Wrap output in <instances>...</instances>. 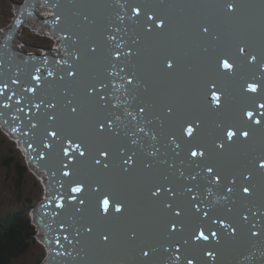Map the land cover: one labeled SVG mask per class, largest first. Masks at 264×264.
I'll return each mask as SVG.
<instances>
[{
	"label": "water",
	"instance_id": "water-1",
	"mask_svg": "<svg viewBox=\"0 0 264 264\" xmlns=\"http://www.w3.org/2000/svg\"><path fill=\"white\" fill-rule=\"evenodd\" d=\"M51 1L52 3L56 1L57 4H60L59 0H50V2ZM96 1L102 5L101 0ZM140 1L141 0H139V3ZM192 1L193 0H187L181 2L180 0L178 2L176 8H180L181 14L183 11L185 12L181 16H179L180 14H178V10L175 7L167 8L162 20H160L163 21V24L157 26L156 35L152 38L151 42L144 44V53H140L139 47H136L137 52H134L132 48H126L122 44L120 48H117L120 52L119 58H116L110 52L108 54V57L112 59L111 63H114V66H117V71L121 73L119 75L120 77L126 78L132 72V66L140 65L142 67V71L138 73V76L147 78L149 81L143 90L130 85L128 89L131 93L130 96L132 94L134 97L136 96V100H138L139 104H149L150 107L146 111V114H154V107H157L159 113L155 116L159 117L162 115L163 119H167L166 122H164L166 126L163 127L162 133L166 131H177L170 137H157L156 139L159 142L166 143V145H168L167 142L171 145L172 137L174 136L176 138V143L180 144V148L176 150L180 153L179 156L170 151L171 148L173 150L174 145L164 148V151H169L173 157H179L178 160L181 162L180 168H168L166 169L167 171H165L152 161L150 167H145L143 165L137 168V170L141 172L142 168L146 169L147 172L141 179L145 186L146 179L152 175L151 171H153L154 168H158L160 176L157 178L161 181L158 185H163L165 188H174L177 193V195L172 196L162 190L159 195L164 194L165 196L162 199L166 200L163 201L162 207H164L165 202L172 203L173 208L180 211V218L177 219V216L172 214L170 216L172 221H170L168 217V208L165 207V210H154L152 222L155 225L152 227L153 229L146 225L150 216L146 220H137L143 217H140L137 213L136 203L134 201L135 188L129 181L133 177L124 176L122 170L123 159L121 160L123 155L126 158L128 155L132 154H123L124 150L122 147L130 149L132 145V142L127 139L126 136L133 137L132 140H136L138 136L137 131L131 133V131L133 132V128H135L133 120L127 123V128H122L120 126V132H116V137L122 136V138H125L124 145L121 144L117 138V142L111 146V143L107 142L109 140L107 135H98L101 142H104L102 146L111 149L112 152L107 156L97 155V152L95 154L93 153L91 156L89 153V158H87L89 161L94 162V165L96 163L92 159L93 156L100 159H108L109 162H101V166L104 167V164H107L108 168H117L119 174L112 173L111 175H107L108 173H105L107 177L105 176L106 178H102V173L98 170V167L95 166V173L93 176H91L92 174H90L89 177L85 176V182L81 183L82 189H86L85 193L90 199L88 204L81 203L78 199L79 193L71 191L72 188L79 187V185L77 186L75 184L73 187L69 186L68 188H65L64 185L61 186L64 192L62 201L65 213L70 214L73 213L71 211L72 209H78V211L83 212L85 217H82L84 224H81L78 228L81 229V241H70L68 238L69 232H66L67 229L65 227L60 231L59 236L62 239V247L60 250L53 252L56 264H62V260H66L67 258H70L71 264H73L72 258L74 255L82 258L84 257V253L86 254L88 252H92L93 255L92 260H90L88 264H123L127 258L130 259L128 262L130 264H141V259L145 258L142 255V249L149 251L150 255V253H153L151 249H155L156 251L158 247L164 246V248H169V251L165 253V255L167 254V256H170L175 252L177 244H179L180 251L176 254L181 256L179 264H185V258L193 259V264H206L203 256L205 250H214L217 253V259L215 261H208L207 264H264V255H262V253H264V236L253 238L250 237L248 233L249 224L251 222L264 224V216L257 215L254 217L251 213H248L249 222L246 223L241 219V213L245 212L248 208L258 213H264V170L258 169L253 163L261 155H264V109L257 107L260 103H264V87L258 88L256 93L246 91L247 84L253 82L254 78L259 84L264 85V71H261L259 68V64L264 63V0H246L244 2L243 0H200V3H196L194 6L191 4ZM229 3L233 5L231 11L226 7ZM47 6L55 10L50 5ZM186 6H190L189 10L185 9ZM110 8H113V6ZM57 9H62L61 5H59ZM202 10L205 11L202 12ZM235 11L239 14L238 18L234 14ZM125 15L127 16L125 17L127 19L125 25L130 28H136L140 39L142 35L140 30V13L139 16L128 13H125ZM244 21L246 22L243 24ZM203 27H208L209 32L204 33L202 31ZM1 42H5V45ZM78 42L80 44V41ZM7 44V39L4 35H1L0 47H4V50L8 51V53L6 52L7 56L5 57V63L10 66L11 64L6 62L9 56L14 58V52L19 54L21 51L19 49L12 50L7 47ZM63 46L64 45L61 47ZM238 46L245 47V55L247 53L257 55V61L255 63H248L244 55L239 53ZM129 49H131V51ZM78 51H81L80 45ZM60 53L61 52H56L55 54V56L58 57L57 61L65 65V63H63L64 61H60L62 60V58L59 57ZM126 58L130 59V63L125 62ZM223 59H228L229 62L233 64V69L226 70L220 66L218 62ZM169 61L173 64L172 68H168L167 66ZM111 63H109V67L112 66ZM71 64L72 61H70V63L67 62V65ZM126 64L127 66H125ZM32 65L33 62H31L30 66ZM40 65L43 66L38 63L36 67L39 68ZM20 66L21 62L16 61L15 65L10 68L19 67L22 69L25 67V65L23 67ZM26 67H28V65H26ZM5 69V71H7L9 67H5ZM121 69H123V71H121ZM16 73L20 75L19 72ZM233 78H235V81H232ZM130 79L134 80V78ZM101 80V78L100 80L98 78L97 85H102ZM117 83L116 81V84ZM162 85L174 89V91L167 92L160 90ZM5 91L13 98L15 97L13 95L14 92L21 93V95H19L17 99H10L12 101L10 104L12 108L7 110L6 115H0V120H5L8 116H14L17 119L16 125H22L20 127L22 128L23 123L27 119L21 116V110L24 109L27 111L31 108L29 110L31 116H34L39 110V112H41L40 122L42 123L40 131L42 136L45 137V142H49V139L54 140V137L59 134L58 130L64 127V123L68 124L71 120H75L76 123L71 122L68 126L72 127L74 124L75 126L76 124H80V127L78 126L77 131H67L69 137L68 141L65 143V147L72 150L71 136L74 137L77 134V136L79 135L81 137V130L88 125L83 124L85 119L80 118L82 116L81 113L77 116H73L72 113H70V115L66 113L62 117L65 120H58L57 118L49 119L47 113L49 115L51 112L54 113V109L45 108V100L43 99L45 97V91L34 97L26 96L23 90L18 88V86L15 89H6ZM120 91L122 90H119V92ZM175 91L179 93V96H176L177 94H175ZM124 92H126V90H124ZM213 92H216L220 96L219 105L212 100ZM142 94H146L147 98L144 99L145 97H141ZM176 98L179 101L175 100ZM202 100H205V102H201ZM36 105H39V108H37ZM168 106L173 108L171 114L166 111ZM45 110L47 113H45ZM207 110L211 113L207 114ZM248 111L254 113L252 119L246 116L245 113ZM56 115L58 116L57 112H55V117H57ZM67 116L70 117V121H67ZM36 119H38V117H36ZM218 119L221 126L227 127V125L232 123L234 124L233 127H237V132L247 131L249 133L247 138L239 135L234 136L240 143L238 153L230 152V150H226L223 153L218 152L219 147H217V145L220 144L226 136L224 135L221 137L222 141H214V137L209 133L211 129L205 124L209 120ZM256 119L261 120V123H254ZM56 120L59 122H56ZM188 120H190V122L193 123V127L199 131L198 136L195 133L192 136H188L186 133L182 134V126H186L188 123H186V121ZM49 121L51 124L48 125ZM0 124L2 125L3 122H0ZM199 125H202L203 128L198 129ZM46 126L50 127L49 133L55 130L57 135L51 136L49 133H46ZM113 128H115L114 125L112 126V129ZM29 129L28 127L23 128V130L26 131H29ZM216 130L219 131V129ZM212 133H214V131ZM147 139L149 140L150 137L148 136ZM22 142L24 148H27V152H31V148L28 146V140L23 134ZM57 146L58 144L55 145L56 148ZM135 146L136 144H134V149ZM209 146L213 151L209 150L207 153L205 151ZM150 148L151 147L144 148V152L148 153L152 151ZM117 149L122 151L121 154L116 151ZM193 149L197 152L204 151L205 156L191 157L190 151ZM39 151H41V149H38V152ZM32 152H37V150L35 151L32 149ZM48 153L50 157H54V151ZM228 155H230V158H228ZM242 160L245 161L246 165L243 164ZM53 161L55 164L58 163L57 160ZM235 162L236 164H234ZM197 163L200 165V168L196 167ZM205 165H211L214 171L220 173L224 178L235 176L238 183L236 191L232 196H239L240 200L232 199L231 197L229 200H219L218 202L211 200L226 194L223 191V185L227 183V179H222L219 184L211 183L210 181L213 174L201 171ZM179 171H183L185 176L189 173H199V177L197 181H191L179 177ZM249 171L252 173V181H243L239 179V174L241 172L248 174ZM254 171L259 173L258 177L255 175ZM45 173L47 175L50 174V172ZM50 175H52V173ZM55 176L52 175V177ZM58 176L60 177L62 175L59 174ZM164 176H168L169 179L165 181L163 179ZM249 183L254 186L253 193L251 196L245 197L240 191V186ZM185 186L192 187V193L184 192L183 189ZM50 189H52V186ZM146 190L147 193H150L148 188H146ZM151 190H154V187H152ZM56 191L57 190H55L54 193H57ZM209 191H211L212 195L208 194ZM196 192L199 193L200 199L196 198V200L193 201L198 203L200 200L202 201L205 199L204 195H207L208 201L210 202L207 204H209L208 206L210 208H207L205 212L207 211L209 213L208 216H204V214L195 215L191 211V203L188 199L195 196V194H197ZM55 198L56 196H54V199ZM104 198H108L109 200L107 212L104 211L102 205ZM157 202L155 197L152 201H147L146 204L148 206H151L150 204L156 206ZM45 203H48V200H46ZM117 207L121 210L116 211ZM227 207H231L232 211H226L225 209ZM201 218L205 220L203 221ZM225 218L227 222H232L231 224L237 228L236 233L242 238V242L236 244L237 242H235L234 239L231 240V238H226L229 237L226 232L230 229L225 230L219 224V220H224ZM198 219L205 223L207 229L198 226L195 230H206L205 235L209 236V240H202L199 241V243L194 241L192 232L189 229H185V224L190 221H199ZM214 220L216 223H213ZM159 222L167 225L168 229L171 223L175 222L178 225L176 229H179L177 232H180L177 236L180 234L182 239L173 237L167 241V238L163 235ZM67 223H69V221ZM39 226L42 228H38L39 231L44 230L45 232L43 224L40 223ZM62 231H64L63 234H61ZM76 231L77 230H75V232ZM213 231H215L217 236H220L222 240L218 239L217 242V239L212 238L211 232ZM75 232L72 233L75 234ZM170 232L173 233V231ZM47 233L51 234L53 230H48ZM124 234L130 235V242L128 243L126 251L127 256L123 253L120 262L117 255L121 250L124 252V249H120L117 243H119ZM105 235L109 237L107 241L103 239ZM184 240H187L188 243L184 244ZM81 242L86 248L80 246ZM84 242L87 243L84 244ZM77 248L83 249L75 250ZM94 250L97 252H93ZM51 254L52 253H50V255ZM98 254H100V257H98V259L94 258V255L98 256ZM97 261H99V263H97ZM154 261L163 263V259L158 255L154 257ZM46 262L47 259L42 264H46ZM50 263L52 264L53 262Z\"/></svg>",
	"mask_w": 264,
	"mask_h": 264
},
{
	"label": "bare ground",
	"instance_id": "bare-ground-1",
	"mask_svg": "<svg viewBox=\"0 0 264 264\" xmlns=\"http://www.w3.org/2000/svg\"><path fill=\"white\" fill-rule=\"evenodd\" d=\"M49 1L50 0H23L19 3L12 4L14 7L13 10L15 11V15L13 17L14 21L11 24L6 25L7 27L1 28V30L4 32V37L8 41L7 47L12 50H16L19 49L20 46H22V43L19 40V35H21L24 28H28L30 31L35 32L38 36H47L48 38H50L52 45L49 48H45V50L41 49L39 52L27 50V52L22 51L19 54H16L14 52V58L9 56L8 60L6 61L7 63L11 64L10 66L5 63V57L7 56L8 51L4 50V47L0 48V85H2L3 83H7V89L9 90H12L13 88L15 89L17 86H19L23 89V93L30 97H34L36 95H39L40 93H44L45 91V107L49 104H53L55 105V107L50 108H53L54 110L62 113L65 112L69 115L70 113H72L73 116H77L79 113H81L82 116L80 118H84L88 125L81 130V137L79 135L77 136V134L74 137L71 136V143L73 146L72 150L65 147L66 139L69 137V134L63 136L59 134L54 137V140L49 139V142H45V137L42 136L41 131L40 134L38 132V127L40 130L41 125V116L39 114V110L34 116H31V112L29 111L31 108L27 111H25L24 109L21 110V116L27 118V120L23 123V127L20 128L22 132L16 126L17 119H5L4 121L0 120V122H3L4 125L2 126L0 124V128L4 132V134L11 139V141H15V145L21 151L22 156L25 158L26 165H28L27 168L31 173L34 174L36 178L39 177L40 182L43 186V199H41V201L36 204V206L31 208L29 212L32 216V211H34L33 215L36 216L38 222L42 223L44 228L45 223L48 224L53 230V233L51 234H46L48 230H51L49 228H45V232L41 230L38 238L41 239V245L43 244V246H45L47 250V259L55 264V255L53 254V252L60 250V248L62 247V239L59 236L60 231L63 227H65L67 229L66 232H69L68 238L70 241H81V229L78 228L81 226V224H84L82 217H85L83 212L78 211V209H72L71 211L73 213L70 214L65 213L62 201V195L64 194V192L61 186L64 185L65 188H68L69 185H79L81 191L78 192V199L80 200V202L83 201V204L89 203L90 199L85 193L86 189H82L81 187V183L85 182L84 177H89L90 174H92L91 176H93V174L95 173L94 162L89 161L88 156L90 154L92 156L93 151L95 153L106 151L108 154L112 152L111 149L102 146V142L98 138V135H107V138L114 140L117 135L116 132H120V126L122 128H127V123L134 120L135 128H133V132L131 131V133L137 131L138 136L136 137V140L139 139V144L136 143L135 149L134 144H128L131 145L130 149H126L125 147H122V149L124 150L123 154L135 152L133 164L128 165L127 167L129 170L127 172L123 171V174L125 177H133L129 181L132 185H134L135 188L134 201L136 203L137 213L140 217H143L137 220H146L150 216L146 222V225L153 229L152 227L155 225L152 222L154 210H165V206L162 207V203H164L163 201H166L165 199H162L165 196L164 194L156 197V200L158 201L156 206H153L154 204H150L151 206H148L146 204L147 201L150 202L155 198L151 196L150 193H147L146 188L151 190L154 185H158V183H161V181H159L157 178L160 176L158 168H154L153 171H151L152 175L146 179L145 186L141 179L145 176L147 171L145 168H142L140 172L137 170V168L143 165L145 166V163L151 165L152 161L154 162V164H158V166L165 171H167L166 169L168 168H180L181 162H179L178 160L179 157H173L169 151H164V148H167L168 146H171L173 144L170 145L167 142L168 145H166V143L164 144V142H159L157 141V139H151V136L153 134H155L158 138H164L166 136L170 137L174 135L177 131H166L162 133L163 127L166 126L164 122H166L167 119H163L162 115H160L159 117L155 116L159 113L157 107H154V114H146V111L150 107L149 104H139L138 100H136V96L134 97L133 94L130 96L131 93L128 90L130 85H133L137 89L143 90L145 85L149 81L147 78H141L140 76H138V73H141L142 71V67L140 65L132 66V72L126 78L120 77L119 75L121 73L117 71V66H114V63H111L112 59L108 57V54L110 52L114 55V53L118 51L116 47L117 44H120L121 46L123 44L126 48H132L134 52L136 51V47H139L140 53H144V44L151 42L152 38L156 35L157 26L159 24H163V21L160 20H162V17L167 11V8H176V5H178V2L180 0H141L140 3L139 0H101L102 5L96 0H59L60 4H57L56 7L53 8L57 9L58 6L61 5L62 9H57L55 10L56 12L53 10L51 11V8L47 7V5H50ZM185 1L187 0H181V2ZM244 1L246 0H243V2ZM45 3L47 4L45 5ZM196 3H200V0H193L191 2L193 6ZM111 6H113V8H110ZM189 8L190 6L185 7V9L187 10H189ZM133 9H139V13L141 16L140 30L142 35L140 39L138 37V30L136 28H130L129 26L125 25V21L127 20L125 18L127 17L125 13L139 16V13L136 14ZM176 9L178 10V14H180L179 16L185 13L183 11V13L181 14L180 8ZM203 11L204 10H202V12ZM234 14L237 18L239 17V14L236 11ZM118 17H123V19L121 20ZM148 17H151V19H148ZM45 19H48L49 21L45 22ZM245 22L246 21H244L243 24ZM111 36H114L115 40H110L109 37ZM78 41H80V44ZM1 43L5 45V42ZM54 44L56 48H54ZM62 45L64 46L61 47ZM79 45L81 47V51H78ZM92 48H95L94 52L91 51ZM129 50L131 51V49ZM56 52L63 53V57L65 58V65L59 63L57 60L52 59V57H54V55L52 54H56ZM23 54H26L28 60L24 61L22 59L21 56H24ZM71 56L78 57V60H81L80 63L74 60L75 63L74 65H72V67L70 65H67V62L72 59ZM15 60H17V62H21L20 67H23V65H25V67L26 65H28V67L22 69H20L19 67L10 68L15 65ZM31 62H33L32 66H30ZM125 62L130 63V59L126 58ZM38 63L42 64L43 66L40 65L39 68L36 67ZM109 63H111L112 66L109 67ZM158 65L162 66L161 64ZM125 66H127V64ZM5 67H9V69L5 71ZM37 69H39V71H36ZM16 72H19L20 75ZM49 72H51L53 75L49 76ZM69 72H74L75 75H68ZM28 73H30L31 75L29 76ZM109 73L112 74L110 75ZM37 76L40 77L39 81L34 79V77ZM95 76L97 77L95 78ZM56 77L57 80L55 81ZM98 78L99 80L100 78L102 79V82L99 81L102 83L101 86L97 85ZM130 78H134V80H131L132 82L128 83ZM12 80H18V83L13 84L11 83ZM116 81L118 82L117 84ZM232 81H235V78H233ZM28 88H33L35 89V91H27ZM91 88H94L95 91L90 92L89 89ZM119 90L122 91L119 92ZM124 90H126V92H124ZM160 90L167 92L174 91V89L164 87L163 85L161 86ZM175 94H177L176 96H179V93H177L176 91ZM101 96L104 97L103 100L100 99ZM141 97H145L144 99H146L147 95L142 94ZM175 100L179 101L177 98ZM8 101L9 99L1 102L0 108H12ZM201 102H205V100H202ZM141 106L145 108L144 113L139 112V107ZM72 107H75L77 109L75 113L71 111ZM90 110H92L93 112H90ZM0 111H2V109H0ZM45 113H47L46 110ZM129 113H131V115H129ZM210 113L211 112L208 111L207 114ZM36 117H38V119H36ZM133 117H135V119H133ZM67 121H70L69 116H67ZM109 121H111L110 126H108ZM187 122H190V120L186 121V123ZM101 123L105 124V127L103 129H100L99 127ZM205 124H207V127L211 129L209 133L214 137L213 140L216 142L218 140L222 141L221 137H223L224 135L226 136V132L229 129L237 132V127H233L234 124L231 123L227 125V127L221 126L219 119L209 120ZM32 125H35V127H33ZM113 125L115 128L112 129ZM73 126H75V124ZM26 127L30 128L29 134L26 130H23V128ZM139 127H143L148 135L139 132ZM202 128L203 126L199 125L198 129ZM13 129H15V131H13ZM216 129H219V131H217ZM213 131L214 133H212ZM45 132H47L46 128ZM194 133L198 136L199 131L195 130ZM22 134L29 141L28 146H30L32 143L35 146L34 148L45 147V150L54 151L53 155L57 157L54 159L57 160L58 163L55 165L47 166V163L44 159L41 162V169L36 170L32 154H30L32 152L24 155L25 152L23 149ZM148 136L150 137L149 140L147 139ZM126 137L127 139L132 141L133 137ZM117 138L119 139V142L124 145L125 138H122V136H118ZM19 141H21V144ZM220 143H223L224 147L222 149L219 148V153H223L226 150L238 153L240 143L236 137H234L232 140H228L226 136ZM56 144H58V146L55 149L54 146ZM46 145L48 146L46 147ZM76 145L80 146L79 150L76 149ZM153 145L160 150L159 154L155 157L148 155L150 151L148 153L144 152V148L146 149L148 147H151L150 150H152ZM199 145L201 146L200 143ZM65 150H67V155H65ZM209 150L213 151V149L209 146V148H207L205 152L208 153ZM80 151H83L85 154L83 156H80ZM170 151L175 154L172 148L170 149ZM119 152L121 154L122 151L119 150ZM38 153H40L41 155L44 154L42 149ZM124 158L125 156L123 155L121 160ZM228 158H230V155H228ZM54 159H48V161H53ZM92 159L94 161L99 159L102 163L109 162L108 159H100L96 156H93ZM162 161H167L168 163H162ZM242 162L244 165H246L244 160H242ZM44 164L45 167L43 166ZM234 164H236V162ZM169 165H174V167H169ZM49 169L62 176L58 178L52 177L51 179H49L48 177H46L45 173V171ZM98 170L103 174V178H105L106 176L105 173H108L107 175H111L112 173L119 174L118 169L114 167H101L98 168ZM64 173L68 174L65 175ZM254 173L255 175H257V177L259 176L258 172L254 171ZM46 180L54 181L56 189L53 187L52 189H50L45 186ZM74 188H72L71 191H73ZM55 190H57V196L54 199ZM196 193L197 194H195V197L197 199H200L199 193ZM49 194L50 199L48 198ZM204 197L205 199L202 201L200 200L199 203L188 199L191 203L190 209L193 214H204L205 210L207 208H210L208 206L209 204H207L210 203L208 201L207 195H204ZM231 198L240 200L239 196H231ZM46 199L48 200V203H45ZM211 200H215L217 202L218 198H213ZM195 205H199V212L195 210ZM172 214H174V212L168 209V217L170 221H172L170 217ZM176 218L179 219L180 216ZM224 220L226 224L232 223L227 222L226 218ZM33 221L36 224L35 217ZM68 221L69 223H67ZM203 221H190L189 223L185 224V229H189L192 232V235L194 233L198 235L200 230H195L198 226L200 228L207 229V226ZM159 225L161 227V230L163 231L164 237L167 238V241H169L173 237L182 239V236L180 234L179 236H177L178 233H180L177 232V230L179 229H176L175 231H173V233H171V227L168 229V226L162 222H159ZM75 230L77 231L75 232ZM72 232H75V234H73ZM205 232L206 230L204 231V233ZM229 232L230 230H227V236L229 235ZM63 233L64 231L61 232V234ZM122 236L119 243H117V246L120 249H124V252H122L123 250H121L117 255L120 262L122 260L123 253L125 254V256H127L126 251L128 248V243L130 242V235L124 234ZM192 237L194 238V236ZM226 238H231V240L234 239V241L237 242L236 244L243 241L237 233L235 234V236L229 235V237ZM218 239H221L220 236H218ZM194 241L199 243V241L202 240L194 239ZM85 243L87 242H84V244ZM80 246L85 247L82 242ZM78 249L83 248H77L75 250ZM163 249L164 246H160L156 251H152L153 253H150L147 258L145 257L144 259H141V264H161L162 262L158 263L157 261H154V257L157 255L163 259L162 264H172V261L168 259L169 256H167V254L165 255L166 252H164ZM93 252H95V250ZM50 253L52 254L50 255ZM92 257V252H88L86 254L84 253V257L82 258L74 255L72 258L73 264H88V262L92 260ZM98 257H100V254H98V256L94 255V258L98 259ZM129 261L130 259L127 258L123 264H130L128 263ZM97 263H99V261H97ZM62 264H71L70 258L62 260Z\"/></svg>",
	"mask_w": 264,
	"mask_h": 264
},
{
	"label": "snow or ice",
	"instance_id": "snow-or-ice-1",
	"mask_svg": "<svg viewBox=\"0 0 264 264\" xmlns=\"http://www.w3.org/2000/svg\"><path fill=\"white\" fill-rule=\"evenodd\" d=\"M226 7H227V9L229 11H231L233 9V5L231 3L227 4ZM133 11L136 14L139 13V9H133ZM118 18L121 19V20L123 19V17H118ZM148 19H151V17H148ZM202 31L204 33H208L209 32V29H208V27H203ZM109 39L110 40H115V37L114 36H111V37H109ZM116 47L119 48V47H121V45L120 44H117ZM91 51L94 52L95 51V48H92ZM238 51H239V53L241 55H244V58H245V60L248 63H255L257 61V59H258L257 55L252 54V53H247L245 55L246 49L243 46H238ZM114 56L116 58H119L120 52L119 51L115 52L114 53ZM218 63L220 64V66H222L226 70L233 69V64L230 63L228 59H223V60L219 61ZM167 66H168V68H172L173 67L172 62L169 61ZM259 68H260L261 71H264V63L259 64ZM36 71H39V69H37ZM121 71H123V69H121ZM109 74L111 75L112 73H109ZM48 75L51 76L53 74L51 72H49ZM68 75H75V73L74 72H69ZM34 79H36L37 81H39L40 77L37 76V77H34ZM131 82L132 81L130 79L128 81V83H131ZM11 83L16 84V83H18V80H12ZM260 87H264V85L259 84L255 80V78H254L253 82H250V83L247 84L246 91L252 92V93H256L257 90H258V88H260ZM7 88H8V84L7 83H3L2 85H0V94H3V92ZM27 91L32 92V91H35V89L28 88ZM89 91L92 92V91H95V89L94 88H91V89H89ZM13 95H15V94L13 93ZM9 99H11V97H9ZM100 99L103 100L104 97L101 96ZM212 100L217 105H219V103H220V96L216 92H213L212 93ZM47 106L48 107H55V105H53V104H49ZM36 107L39 108V105H36ZM257 107L258 108H261V109H264V103H260L259 105H257ZM71 111L73 113H75L77 111V109L75 107H72ZM166 111H167V113L171 114L173 112V108L171 106H168L167 109H166ZM139 112L140 113H144L145 112V108L143 106L139 107ZM245 114H246V116L249 119H252V117L254 115V113L252 111H248ZM129 115H131V113H129ZM53 118L54 117H51V116L49 117V119H53ZM133 119H135V117H133ZM254 123L260 124L261 123V120L256 119V120H254ZM110 125H111V121L108 122V126H110ZM32 126L35 127V125H32ZM99 127H100V129H103L105 127V124L104 123H101L99 125ZM195 130L196 129L193 127V123L192 122H188L186 126H182V134L186 133L188 136H192L194 134V131ZM13 131H15V129H13ZM138 131L141 132V133H144L145 135H148V133L145 132V129L143 127H139L138 128ZM49 135L56 136L57 133L55 131H53V132H50ZM237 135L243 136L244 138H247L249 136V133L247 131L234 132V131H232L230 129L226 132V136H227V139L228 140H232L233 137L234 136H237ZM156 138L157 137H156L155 134H153L151 136V139L152 140H156ZM131 142H132V144L138 143V141L135 140V139H133ZM171 143L174 145L173 151H174L175 155L179 156V152L176 151V149H179L180 148V144L179 143H176V138L174 136L172 137ZM47 146L48 145H46V147ZM79 147H80L79 145H76V149L77 150H79ZM217 147H219V148L222 149L224 147V145H223V143H220V144L217 145ZM159 151H160L159 148H157V147H155L153 145L152 146V151H150L148 153V155L149 156H152V157H155L156 155L159 154ZM67 154H68L67 153V150H65V155H67ZM84 154L85 153L83 151H80L79 152V155L80 156H83ZM100 155L101 156H107L108 153L106 151H101L100 152ZM134 156H135V152H133L131 155H128L126 158H124L122 160V170L124 172H127L129 170L128 167H127L128 165H132L133 164ZM190 156L191 157H197V156L204 157L205 156V152L204 151L197 152L196 150L193 149V150L190 151ZM95 163L100 164L101 161L99 159H97L95 161ZM162 163H166L167 164L168 162L167 161H162ZM253 163L255 164L256 167H258V169L264 170V155H261ZM107 166H108L107 164H104V167H107ZM150 166H151L150 164H147V163L145 164V167H150ZM169 167H174V165H169ZM196 167L197 168H200V165L197 163L196 164ZM201 171H205L207 173L213 174V176L211 178V181H210L211 183L219 184L222 179H227V183H225L223 185V191L226 194L219 196L218 197V201L219 200H229L230 197L232 196V194L236 191V186H237V183H238L237 178L235 176H233L231 178H224V177L221 176L220 173H216L214 171V168L211 165H205L204 168L201 169ZM64 174L67 175L68 173H64ZM179 177L185 178V179H188V180H191V181H197V179L199 177V173H189L187 176H185V173L183 171H179ZM251 178H252L251 171H249L248 174H245L243 172H241L239 174V179H241L243 181H250ZM163 179L165 181H167L169 179V177L168 176H164ZM229 185H231V186H229ZM253 188H254V186L251 185L250 183L249 184H244V185H241L240 186V191H241V193L245 197H247V196H251L252 195ZM162 190L165 191L167 194H170L172 196L177 195V193H176V191H175L174 188H171V187L165 188L163 185H154V190H150V195L153 196V197H157V196H159V194L161 193ZM73 191L79 192V191H81V189L79 187H77V188H74ZM183 191L186 192V193H192L193 188L192 187H189V186H185L184 189H183ZM208 194L209 195H212L211 191H209ZM191 199L192 200H196V197L195 196H192ZM81 203H83V201H81ZM102 205H103L104 211L107 212L108 211V208H109V200H108V198H104L103 199ZM164 206L166 208H168V209H172L175 216H177V217L180 216V214H181L180 211L174 209L172 203L165 202ZM120 210L121 209L119 207L116 208V211H120ZM195 210L197 212L200 211L199 205H195ZM225 210L228 211V212H231L232 211V208L231 207H227ZM248 213H251L252 216H254V217L257 216V215L264 216V213H258V212L253 211L251 208H248V209H246L245 212L241 213V219L244 222H246V223L249 222V215H248ZM208 215H209L208 212H204V216H208ZM213 223H216V221L214 220ZM219 224L225 230L230 229V232H229V235L230 236H235V234L237 232V228L235 226H233L232 224H225V222H224L223 219H220L219 220ZM170 227H171V230L172 231H175L176 228H177V224L175 222H172L171 225H170ZM89 231H90V229H89ZM248 233H249V236L250 237H253V238H259V237L264 236V224H259L258 222H251L249 224ZM193 236H194V239H196V240H204V241L209 240V236L208 235H205V233H204L203 230H201L198 235L194 233ZM211 237L217 239V242H218V236H217V233L215 231L211 232ZM103 239L105 241H107L109 239V237L107 235H105L103 237ZM183 243L184 244H187L188 241L187 240H184ZM151 251H155V249H151ZM163 251L167 253L169 251V248L168 247H165L163 249ZM179 251H180V247H179V244H177L176 247H175V252L168 257V259L172 261V264H179V262L181 260V256L178 255V254H176V253H179ZM141 252H142V255L144 257H148L149 256V251H146V250H143L142 249ZM262 255H264V253H262ZM203 256L205 258L206 264H207L208 261H215L217 259V253L214 250H205L203 252ZM185 264H193V259H191V258H185Z\"/></svg>",
	"mask_w": 264,
	"mask_h": 264
},
{
	"label": "rangeland",
	"instance_id": "rangeland-1",
	"mask_svg": "<svg viewBox=\"0 0 264 264\" xmlns=\"http://www.w3.org/2000/svg\"><path fill=\"white\" fill-rule=\"evenodd\" d=\"M21 1L23 0H0V31L14 20L15 11L12 4ZM19 40L22 43L21 49L25 51L39 52L52 45L50 38L38 36L28 28L23 29ZM12 141L0 128V225L4 223L5 226L12 215H19L30 223V233L33 230V236L31 235L27 243V251L15 256L9 264H42L48 254L38 238L40 231L33 221L34 211L33 217L29 211L43 199L44 189L40 179L27 168L21 151L15 141Z\"/></svg>",
	"mask_w": 264,
	"mask_h": 264
},
{
	"label": "trees",
	"instance_id": "trees-1",
	"mask_svg": "<svg viewBox=\"0 0 264 264\" xmlns=\"http://www.w3.org/2000/svg\"><path fill=\"white\" fill-rule=\"evenodd\" d=\"M30 227V223L19 215H12L5 226L4 223L0 225V264H9L15 256L27 251V243L33 236Z\"/></svg>",
	"mask_w": 264,
	"mask_h": 264
},
{
	"label": "flooded vegetation",
	"instance_id": "flooded-vegetation-1",
	"mask_svg": "<svg viewBox=\"0 0 264 264\" xmlns=\"http://www.w3.org/2000/svg\"><path fill=\"white\" fill-rule=\"evenodd\" d=\"M22 48V46H20V48L19 49H21ZM22 51H25L24 49H21ZM25 52H27V51H25ZM24 56H21L22 57V59L24 60V61H26V60H28V57H26V54H23ZM27 56H29V55H27ZM17 60H15V62H16ZM44 100H45V98H43ZM38 100H39V98H38ZM156 114V113H155ZM138 141V144H139V139L137 140ZM133 147V146H132Z\"/></svg>",
	"mask_w": 264,
	"mask_h": 264
}]
</instances>
